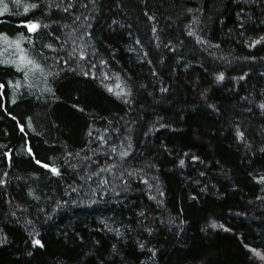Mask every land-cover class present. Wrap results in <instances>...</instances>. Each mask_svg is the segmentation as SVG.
Returning <instances> with one entry per match:
<instances>
[{
  "label": "trees",
  "instance_id": "obj_1",
  "mask_svg": "<svg viewBox=\"0 0 264 264\" xmlns=\"http://www.w3.org/2000/svg\"><path fill=\"white\" fill-rule=\"evenodd\" d=\"M29 2H40L42 7L27 16L18 14ZM46 2L49 0H20L21 7L17 8L14 0H0V11L4 4L9 7L8 13L0 15V20L7 21L0 25V32L12 39L24 32L36 42L34 48L23 42L28 55L44 67L45 73H60L55 80L48 77L45 85L39 73L30 75L26 83L22 73L0 67V82L12 80L14 84L19 80L21 84L18 90L7 85L0 90V172L8 173L7 189L0 191V230L8 238L0 245V264H264L244 247L246 244L264 254V184L254 179L264 175V154L257 151L264 146V114L256 107L264 98V45L248 47L264 36V0H97L89 29L92 42L109 60L112 71L123 70L132 77L135 96L131 105L101 86L99 71L96 80L81 76L77 64L59 61V57L68 59L65 51L57 57L42 47L52 43L59 49L64 34L71 31L63 25L75 27L71 17L89 15L79 7L70 13L49 10L43 7ZM186 8L202 10L196 13L199 23L192 28L219 48L197 44L187 35L192 14H186ZM149 16L155 20L150 21ZM26 19L39 20L49 28L34 35L17 27ZM113 20L119 25L112 24ZM153 23L160 40L150 30ZM50 36H60L61 40ZM134 38L141 40L151 65L137 59L142 52ZM169 41V48H176L175 52L163 46ZM132 47L135 52L128 50ZM3 48L0 41V59L15 58L13 49L4 53ZM64 48L71 50L69 45ZM113 52L114 60L110 56ZM219 72H224L226 79L215 84L214 76ZM245 74L244 80L238 79ZM140 84L146 87L140 88ZM46 86L54 95L41 91ZM161 87L168 92L161 93ZM205 88L209 89L207 103L216 105L218 112L201 98ZM244 96L248 100L241 99ZM158 116L176 131L157 124L158 131L145 135ZM234 123L241 124L251 151L235 140ZM115 128L119 135L112 131ZM98 134L111 136L110 143L116 144L130 135L135 157L132 167L144 168L143 179L149 183L155 184L152 177L158 176L164 195L148 188L140 178L130 181L122 191L120 180L109 173L103 175L113 181L120 194L115 196L111 187L105 194L98 187L100 178L81 180L59 160L55 166L62 175L57 177L32 162L26 152L31 146L42 163L72 152L71 163L77 164L80 157L92 155L90 149L99 152L97 142L89 143ZM104 150H108L107 145ZM5 153L11 154L10 162ZM192 154L203 163L191 161ZM97 159L103 165L105 157L93 156V161ZM180 159L186 162L183 168L179 167ZM88 163L77 165L83 169L81 176L96 167L92 163L88 168ZM146 163L155 168L146 167ZM29 189L39 200L28 195ZM17 204L26 211L17 209ZM13 211L15 217L10 215ZM140 212L145 215L141 217ZM29 220L31 224L26 223ZM213 223L224 227L213 229ZM108 228H118L123 236ZM145 229H152L151 235ZM29 233H38L34 238L44 247L33 246ZM138 242L145 244L144 250L139 249ZM148 249L156 250L154 260Z\"/></svg>",
  "mask_w": 264,
  "mask_h": 264
},
{
  "label": "snow or ice",
  "instance_id": "obj_2",
  "mask_svg": "<svg viewBox=\"0 0 264 264\" xmlns=\"http://www.w3.org/2000/svg\"><path fill=\"white\" fill-rule=\"evenodd\" d=\"M250 2L253 3H259L261 0H250ZM15 6L17 8L21 7L20 0H14ZM63 5V6H62ZM91 5V8L89 6ZM42 7L40 2H29L23 4V13H18L20 15L27 16V14L33 10L40 9ZM43 7L51 10L52 8H55L59 11H62L64 13H70L72 10L76 9L77 7L83 8L86 11L89 12V15L83 16V19H81L80 15L71 17L73 20V27L72 25L65 24L63 25L64 28H70L71 31L65 33V39L62 41L60 48H56L53 46L52 43H47L44 44L42 47L46 49H50L52 52L57 54V57H59V52L60 51H65V55L68 57V59H63L62 57H59V61L65 65L69 64L71 61L72 63H75L79 67V74L81 76L87 77L91 80H96L97 79V71H99V76L102 78L100 79V84L105 88V90L115 96L118 100H121L122 103L126 105H131L134 99V92H133V87L134 83H131L132 77L128 75L126 72H115L111 70V65L108 59H105L103 57V54L99 52V50L96 48L94 43L92 42V36L93 33L89 31L90 28H92L91 24V19H94L95 17L91 15L92 12H95L97 10V0H87V3L83 2V0H67L66 4L64 3V0H60L59 3H53L51 0L49 2L44 3ZM202 11L199 8L193 9V8H186L185 13L186 14H192V23L190 25H187V27L190 29L187 33L188 36L194 37L195 42L197 44L207 46V47H212V48H219V44H211L210 41L203 39L202 37L198 36L196 31L192 28V25H196L199 23L198 16L196 13ZM9 12V7L7 4H4L2 11H0V15H3L5 13ZM83 15V14H82ZM147 15V13H145ZM148 19L150 21H154L155 17L154 16H149ZM77 22H79L77 24ZM7 23L5 20H0V25ZM112 24L114 25H119V21L113 20ZM123 27V25H120ZM17 27H21L25 29L27 32L32 33V34H38L39 31L43 29H48L49 25L48 24H42L41 21L39 20H31V19H26L22 20L20 24ZM111 27V25L109 26ZM241 28L244 27L243 24L240 25ZM151 32L155 36L156 40H160L158 33V29L155 25V23L152 24L151 26ZM79 33V35H77ZM131 36L132 34L129 33ZM243 35V33H241ZM84 37H88L89 39L87 41L84 40ZM52 40L55 41H60L61 37L60 36H50L49 37ZM0 41H2L4 48L3 52L8 53L9 49H13V55L15 58H8L5 56V58L0 59V67L6 68L10 71H14L15 73H22L23 78L25 82H28L29 76L30 75H36L39 73L43 78H44V83L45 85L48 84V77H51L53 80H55L59 76V72L57 71H52L49 70L47 73H45L44 67L36 62L31 56L28 55V50L25 49L22 44L24 41H27V43L33 48L35 47V40L30 38L29 36H26L24 32H20L17 34L15 39H12L8 36L7 33L0 32ZM134 44L135 45H140L141 47V55L137 56V59L142 62V63H147L149 65L152 64V60L148 59L149 53L146 51H143V44L139 38H134ZM171 44V41L168 43H165L163 46L165 48H169V45ZM69 45L70 46V51L65 50L64 46ZM257 45H264V36H260L258 39H254L250 44H248L249 48H255ZM161 45L157 43L155 45L156 48H159ZM129 51L135 52L136 48L132 47L128 49ZM171 52H175L176 48L172 47L169 48ZM38 55L42 56V52H38ZM111 59L114 60V52L110 53ZM255 59V57H252ZM43 59L47 60L48 57H43ZM223 59V57H221ZM56 60L54 58V64ZM162 62V61H161ZM51 69L52 66H49ZM102 69H108V71H103ZM73 72H75V69H72ZM123 73V74H122ZM152 75H156L155 71L152 72ZM247 74L244 76H240L238 79L239 80H244ZM226 76L224 72H219L214 76V83L215 84H220L223 81H225ZM232 79H237V78H232ZM7 86H13L17 90L21 87L20 81L17 80L13 84L12 80H5L3 82H0V90H5ZM28 87L31 88L33 85L28 84ZM140 88H145L146 85L140 84ZM42 92H49L53 93V90L50 87H45L41 90ZM161 93H166L168 92V88L161 87L159 89ZM208 92L209 89L205 88L200 92V96L203 100L206 102V106L213 111L218 112L219 109L216 107L214 104H208L207 103V98H208ZM2 91H0V96H2ZM262 96H264V92H262ZM243 100H248L247 96L241 97ZM13 103H16L15 100L12 101ZM249 103H252V101H249ZM73 108H76V110L83 112V108H79L77 105H72ZM256 107L261 111V114H264V98H262L257 104ZM7 109L5 108V111ZM246 111L251 112L252 108H247ZM13 119H16V117H12ZM29 120V127H31V117L28 118ZM159 125V128H169L172 131H176V129H172L170 125L163 123V118L162 117H157L156 121L153 122V126L149 128L148 133H145V135H148L149 133H154L155 131H158L159 128L156 127V125ZM109 128H111V121L108 122ZM233 131H234V136L235 140L238 141L240 144H242L246 149L251 151L252 145L248 141L245 131L242 130L241 124L240 123H234L233 124ZM21 131H24V126H20ZM113 132L117 133V135L120 134V130L118 128L112 129ZM105 132H108V128L105 129ZM88 135L91 137L92 136V131L90 130ZM111 141V136H105V135H97L94 140L89 141V143L92 142H97L99 152L96 149H90L92 152V155H85L83 157H80V153H76V157H80V159L77 160V164H72L71 159L73 158V153L72 152H66L65 154H62L60 157L57 158H51V161L49 163H42L40 159H37L35 156V153L32 149L31 146L26 147V152L28 156L31 158L32 162H34L36 165L40 166L42 169L48 170L51 174L60 177L62 175L60 167L55 166V161L59 160L62 162L64 166L67 168H70L74 173H76L77 176L81 180H91L93 177H98L99 183L98 187L101 188L105 194H107V190L109 187H111L113 193L115 196H119V192L115 191V184L113 181H110L107 177H105L103 174L104 173H109L113 175L114 180L118 179L120 180L121 184L123 185V188L121 189L122 191L127 190V186L130 183V181L135 180L137 178H140L141 183L146 185L148 188H155L157 193L160 196H163L164 193L160 188V183H159V177L158 176H153L152 180L155 181V184L149 183V180L143 179L144 175V168H135L132 167V161L135 158L134 157V150H133V144H132V138L131 136H126L124 139L119 140V143H110ZM108 146V150H104V146ZM165 151H168L167 148L165 147ZM258 152L264 154V146H261L257 149ZM255 152H252V155H255ZM6 157L9 158L10 162V153H5L4 154ZM184 156H189V153H184ZM93 156H103L105 157L103 161V165H101L100 161L97 159L96 161H93ZM190 160L193 162H200L203 163V161L200 159L199 156H196L195 154H192L190 156ZM89 162L87 164L88 168L92 167V163L96 164V167L92 169L90 172H87L85 175L81 176L80 171L83 169H78L77 165L82 164L83 162ZM185 160L180 159L179 160V167L183 168L185 167ZM218 163V162H217ZM125 165H128V167H125ZM148 168H155V165L153 164H147L145 165ZM119 173L116 175V173ZM201 175H204V173H200ZM8 176L7 172H0V191H6L7 186H8V179L6 177ZM127 177V179H124ZM254 179H257V182L260 184H264V175H259L258 177H254ZM69 188L72 189V191H76L75 188H72L71 185H69ZM28 195L32 197L33 199L39 200L38 196L34 195V190L29 189ZM149 199L155 200V196H149ZM192 199H195V197H192ZM93 203H96L95 200L92 201ZM7 203L9 205L12 204L11 200H8ZM66 203V202H65ZM17 209H21L22 211H26V209H22V206L20 204L16 205ZM39 211H43V209H39ZM11 216L15 217L16 212L13 211L10 213ZM139 215L143 217L145 214L144 212H140ZM18 219V218H17ZM26 223L31 224L32 221H26ZM102 224L107 228V224L104 221H101ZM143 223V221H141ZM213 229L220 227L223 228V225H217L215 223L210 225ZM149 235L152 233V229H145ZM225 231H230L229 229H224ZM108 231H113L117 236H123V233L118 229V228H108ZM34 235H39L38 233H29V237L31 240V243L33 246H39L41 248L44 247L42 244L41 240L35 239ZM7 235L0 230V245H3L7 243ZM96 243H99L98 241ZM113 251H115L116 246L113 245ZM138 247L141 250L145 249V244L144 243H139L138 242ZM246 249L249 250V252L252 254L253 257H256L260 260H264V254H262L260 251H258L256 248H250L248 245H244ZM148 251L151 253L150 259L155 258L156 256V250L154 249H148ZM28 255H32L31 252L28 253Z\"/></svg>",
  "mask_w": 264,
  "mask_h": 264
}]
</instances>
